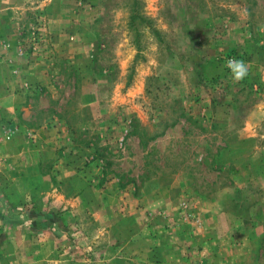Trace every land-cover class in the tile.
Here are the masks:
<instances>
[{
    "label": "rangeland",
    "instance_id": "rangeland-1",
    "mask_svg": "<svg viewBox=\"0 0 264 264\" xmlns=\"http://www.w3.org/2000/svg\"><path fill=\"white\" fill-rule=\"evenodd\" d=\"M262 27L264 0H0V169L52 183L0 179V264H264Z\"/></svg>",
    "mask_w": 264,
    "mask_h": 264
},
{
    "label": "crops",
    "instance_id": "crops-1",
    "mask_svg": "<svg viewBox=\"0 0 264 264\" xmlns=\"http://www.w3.org/2000/svg\"><path fill=\"white\" fill-rule=\"evenodd\" d=\"M35 160L36 156L32 154L27 158L24 153L17 151V158L12 165L10 164V168L0 169V171H3V173H0V179L5 177L4 179L8 182L3 190L6 192L10 203L17 204L21 199L26 198L29 190H33L35 182L38 181L40 183L39 190L42 192H49L51 190L52 183L50 179L38 171ZM29 179L30 184L28 182ZM20 253L23 254L25 252ZM27 253L30 257L35 258L33 250H28Z\"/></svg>",
    "mask_w": 264,
    "mask_h": 264
},
{
    "label": "clouds",
    "instance_id": "clouds-1",
    "mask_svg": "<svg viewBox=\"0 0 264 264\" xmlns=\"http://www.w3.org/2000/svg\"><path fill=\"white\" fill-rule=\"evenodd\" d=\"M260 30L264 31V27ZM226 67L230 70L235 83L243 81L249 74V65L243 59L229 58L226 61Z\"/></svg>",
    "mask_w": 264,
    "mask_h": 264
},
{
    "label": "trees",
    "instance_id": "trees-1",
    "mask_svg": "<svg viewBox=\"0 0 264 264\" xmlns=\"http://www.w3.org/2000/svg\"><path fill=\"white\" fill-rule=\"evenodd\" d=\"M251 14H253L252 11H251ZM252 24H253V22H252Z\"/></svg>",
    "mask_w": 264,
    "mask_h": 264
}]
</instances>
